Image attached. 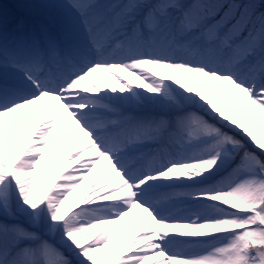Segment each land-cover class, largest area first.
Here are the masks:
<instances>
[{
  "label": "snow or ice",
  "instance_id": "1",
  "mask_svg": "<svg viewBox=\"0 0 264 264\" xmlns=\"http://www.w3.org/2000/svg\"><path fill=\"white\" fill-rule=\"evenodd\" d=\"M0 264H264V0H0Z\"/></svg>",
  "mask_w": 264,
  "mask_h": 264
},
{
  "label": "rangeland",
  "instance_id": "2",
  "mask_svg": "<svg viewBox=\"0 0 264 264\" xmlns=\"http://www.w3.org/2000/svg\"><path fill=\"white\" fill-rule=\"evenodd\" d=\"M8 1H11L13 4H14V2H15V0H8ZM4 3L7 5L6 1H4ZM7 6H8V5H7ZM8 8H9V6H8Z\"/></svg>",
  "mask_w": 264,
  "mask_h": 264
}]
</instances>
